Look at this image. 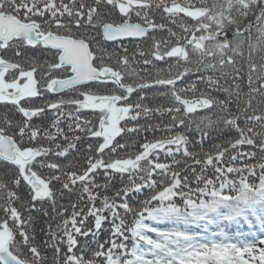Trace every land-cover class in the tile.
Masks as SVG:
<instances>
[{
    "label": "snow or ice",
    "instance_id": "obj_1",
    "mask_svg": "<svg viewBox=\"0 0 264 264\" xmlns=\"http://www.w3.org/2000/svg\"><path fill=\"white\" fill-rule=\"evenodd\" d=\"M200 3L0 0V264H264V239L226 232L264 229V0Z\"/></svg>",
    "mask_w": 264,
    "mask_h": 264
},
{
    "label": "trees",
    "instance_id": "obj_2",
    "mask_svg": "<svg viewBox=\"0 0 264 264\" xmlns=\"http://www.w3.org/2000/svg\"><path fill=\"white\" fill-rule=\"evenodd\" d=\"M181 3L184 2V0H180ZM192 3H194L197 7H200L202 6L201 3H200V0H191ZM208 3L210 4L211 3V0H208ZM156 19L157 21H160V15L157 14L156 16ZM188 18H185V20H187ZM249 21H251L253 23V34H255V15L253 14H250L248 19L245 20L244 22L245 23H248ZM165 23H168V21H164ZM189 23H191V21L189 20L188 21ZM170 27H173L174 30L176 31H179L178 28H175L174 25H169ZM157 35H163V36H167V33H158ZM124 46L127 47L129 49V52L131 54L132 51H134L136 49V44L135 43H131L129 42L128 40L124 41ZM113 47H117V46H112L110 45L109 46V50H112ZM141 47H146V45H141ZM245 55H247V50H245ZM150 58V57H149ZM254 59L256 60L257 63H259V56H256L254 57ZM243 63V61H242ZM156 66L157 67H166L167 65L164 63V62H156ZM138 67L142 70L145 68V66L143 65V63L141 62ZM150 67V66H149ZM246 73H247V68L245 67L243 69V74L245 76V79L242 80V81H237V83L240 84L241 86V89L243 91H247V83H246ZM141 74L143 75V71H141ZM200 75H218V73H212V72H207V73H198L196 75H193L191 77L188 78V80L186 81L187 82H190V81H196L199 79ZM221 83H224V84H233V80L231 77L227 78L226 80H222ZM198 87L201 89V90H204L207 86L205 83H200L198 85ZM162 91V90H161ZM60 96H64L65 98H67L68 96L72 95L71 93H61L59 94ZM190 95V94H189ZM213 95H218L220 96L221 98H225L224 97V94L223 93H213ZM50 98L52 99H56L58 98L57 96H50ZM155 103H168L167 99L164 98V97H160L158 93L155 94ZM233 111H235V98H233V101H232V105H231ZM12 106L11 105H8L7 107L5 105H3L2 103H0V112H4V111H7L9 109H11ZM204 114H211L208 110H204V111H201V112H198L196 115L197 116H200V115H204ZM247 115H251V111H249L247 113ZM18 116V114H17ZM161 119L160 117H156L154 118L151 123H159L161 122ZM167 121V117H164L163 118V122H166ZM244 121V117L242 116L241 117V123H243ZM37 123H39L40 121H36ZM141 123H144V121H141ZM64 126V125H62ZM156 136H160L161 133L157 132L155 134ZM198 133H195V132H192V133H189V136L191 139H196L198 138ZM212 135V139H206L204 141V143L202 145H199V146H195L193 144H189V148L191 150H196L198 151L200 148H203L205 151H208V150H211L212 148V144L215 143V142H220L221 138L218 137V135L216 133H211ZM144 136H147L149 139H151L153 137V133L151 132H148V133H144L142 135H140V137L138 139H135V140H132L130 139L129 140V143L132 144V143H135L136 144V148L135 149H132V151H136L139 149V144L143 142L144 140ZM119 139V138H118ZM121 143H123L124 141H120ZM46 143V142H44ZM78 147H84L83 144L81 145H78ZM243 152H248L252 149H250L249 146L247 145H244L241 149ZM123 155V153H121ZM71 159V157H69ZM177 159H183V157L181 155H177L176 157ZM245 157H242V159H244ZM160 161L161 162H164V163H169L171 164L172 163V158L171 157H165L163 154H161L160 156ZM181 167H183V165H181ZM197 167V170H199V166H195ZM97 182L98 183H103L104 182V175L103 173H101L100 175L97 176ZM120 185L117 183L116 184V187H119ZM58 187V186H57ZM21 193L23 194L26 190L24 188H21ZM111 194V193H109ZM58 199V205L59 203H63L65 205L68 204V199L67 197H65L63 200H61L59 198V196L57 197ZM177 204H182L181 201H179L177 199ZM99 203V202H97ZM17 207L20 208L21 212L25 215V217H27L29 215L28 211L22 206L20 205L19 203L17 204ZM44 207L48 209L49 211V216L46 217L43 215L42 211H33L31 213L32 217L34 218V221H33V227H34V230H35V235L37 237V240L38 241H42L44 239V232L46 231L47 229V224L49 222L52 223L53 225V228L55 227V224L56 223H59L60 222V218L57 217L55 220H51L50 217H51V207L49 204H44ZM37 208L39 209L40 208V204L37 203ZM71 209L69 208V213H70ZM0 215H2V213H0ZM108 226L105 225V229L107 228ZM159 227L161 228H166V227H169V225H160ZM193 231H196V232H199L200 230L199 229H193ZM226 232L228 235H238V236H241V238L243 239H248V240H257V239H264V229H261V226L259 224L258 221H254L252 223V225L250 226L248 222H245L242 218L239 220L238 223H233L232 225H230V227L228 229H226ZM31 234V233H30ZM127 234V233H126ZM108 235L107 231H103L100 235V240L103 241L106 236ZM148 235L152 236L153 234L149 233ZM80 239H83V238H80ZM129 247L131 246V239H129L127 241ZM26 255H28L30 257V253H26ZM48 256L51 260V256H52V252L51 250L48 251Z\"/></svg>",
    "mask_w": 264,
    "mask_h": 264
}]
</instances>
